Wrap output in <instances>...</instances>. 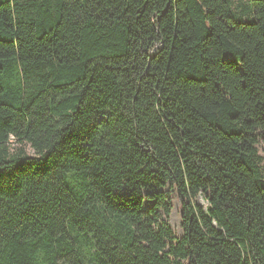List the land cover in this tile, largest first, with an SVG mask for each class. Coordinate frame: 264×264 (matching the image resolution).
I'll return each mask as SVG.
<instances>
[{
  "label": "trees",
  "instance_id": "16d2710c",
  "mask_svg": "<svg viewBox=\"0 0 264 264\" xmlns=\"http://www.w3.org/2000/svg\"><path fill=\"white\" fill-rule=\"evenodd\" d=\"M249 2L0 0V264H264Z\"/></svg>",
  "mask_w": 264,
  "mask_h": 264
},
{
  "label": "rangeland",
  "instance_id": "374dc122",
  "mask_svg": "<svg viewBox=\"0 0 264 264\" xmlns=\"http://www.w3.org/2000/svg\"><path fill=\"white\" fill-rule=\"evenodd\" d=\"M240 6L241 8L247 7L250 5L249 0H235V6ZM30 153H33V150L30 151ZM165 189V191H167ZM169 203L171 204V211L170 215L167 218V222L171 226V228L175 231L178 237H181L183 234L182 230V217H181V207L179 205L178 200L173 196V194H169ZM194 203L198 204L204 208L208 207V201L206 199V196L201 194L197 198L194 199ZM153 206V202L150 200H147L145 202V210H148L150 207Z\"/></svg>",
  "mask_w": 264,
  "mask_h": 264
}]
</instances>
